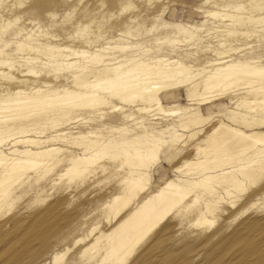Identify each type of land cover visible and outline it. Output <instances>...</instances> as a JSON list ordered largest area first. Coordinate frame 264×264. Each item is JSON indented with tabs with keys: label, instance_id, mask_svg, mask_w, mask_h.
I'll return each mask as SVG.
<instances>
[{
	"label": "rangeland",
	"instance_id": "obj_1",
	"mask_svg": "<svg viewBox=\"0 0 264 264\" xmlns=\"http://www.w3.org/2000/svg\"><path fill=\"white\" fill-rule=\"evenodd\" d=\"M34 1L25 0L21 6L14 5L12 11L0 8V27L7 24L5 32L0 31V50L3 49L12 57L25 55L20 51H14L16 50L15 45L16 42L23 39L28 40L31 36V38L36 39L33 40L34 42L61 43L73 49H84L92 54H95L92 52L95 51L98 55H96L98 58L95 59L92 58L93 56L86 57V60H82L85 58L78 55L71 57V61L77 60V64L86 66L89 80H94V75H97L94 68H101L103 64L108 66L123 64L124 66L122 65L121 68H124L137 62H144L152 66L155 64V57L162 56L170 61L174 60L172 62H180L185 65L186 71L190 74L239 61L250 65H264V22H253V24L248 19L249 15L254 18L264 16V7L258 11L257 9H253L252 12L247 10L250 8V4L261 1L264 3V0H260V2H258L259 0H208L207 3L206 0H151L153 4L147 0L146 3H142V0H128L137 8L142 7L144 11L133 22H127V24H122L121 19L133 15L135 8L123 12L120 16V1L118 0H54V2L42 0L37 3ZM101 1L104 2L103 6H101ZM144 4H146L145 8L147 5L148 8H152L145 9ZM224 4L229 6H223ZM232 4L234 6L238 4L237 6L244 8L240 10L235 7L231 8ZM209 10L219 12L218 14L229 13L234 18L240 16L243 18L241 19L243 24L233 26L227 18L223 20L220 19V16L217 18L211 16L207 13ZM245 13L246 15H244ZM76 23L85 25L90 23L87 28L88 31L85 30L89 35L92 33L91 30L93 33L101 32L100 35L103 36L99 35L98 41L95 42L97 45L95 43H93L95 46L83 44L80 37L82 34L79 36L75 33L78 25ZM225 25L238 33L233 36L234 38L229 37L227 41L225 40L224 45H219L218 38H221L219 36L224 35L225 31L228 30ZM139 27L140 29H138ZM241 32L245 33L242 35ZM5 43L7 45L3 47ZM86 55L88 56V54ZM100 58L102 62L97 63ZM220 60H226V62L213 65L214 62ZM73 68L66 69L68 73L62 69L57 71L58 74H56L57 72H50L34 79H38L40 82H49L48 86H53V89L44 92V94L62 95L64 88L73 89L74 86L76 88L75 83L79 81V79L70 76V70ZM1 69L8 70L4 67ZM12 73L18 74L16 70H12ZM202 74L205 73L202 72ZM0 84L8 83L0 78ZM42 89L46 90V87H42ZM246 90L247 87H244L243 82L239 81L228 89L230 95L223 93L220 99L204 104H197L196 102L189 104L185 97L184 87L166 90L160 94L164 106L177 104L189 107L186 112L179 113V110L175 114H168L167 110L157 107H153L148 112H143L138 110L141 107L139 102L129 104L109 97V103L99 112L73 111L54 107L45 108L24 120L23 124L12 131L13 136L11 135V137L14 135L26 136L38 140L39 143L13 145L14 140H10L2 144L0 150L8 152L15 147L20 150L55 147L57 152L54 153V159L57 162L53 163L54 160L50 159L45 164L46 166H42V169L28 170L18 184L14 185L12 194L7 198V201L0 206V220L5 216V219L10 221L6 227L8 235H4V233L0 235V264H44V262L50 264L51 254L62 251L65 247H70L71 250L64 257L62 264H93L92 260H87V256L80 257L79 247L81 244L74 246L73 240L93 225H96L98 229L109 230L119 216L124 214V211H121L116 216L117 218L112 219L108 207L114 195L123 193L122 178L136 174L138 171L137 167H131L124 163V151L133 152L134 149L141 148L143 144L151 142L162 143L158 160L151 170L152 183L146 184L145 192L143 191L140 197L131 202L135 205L142 200V195L157 188L168 179H176L182 182L196 176L195 173L199 169H196L195 166L187 167L184 164L204 159L203 153H196V150L192 148L196 144L201 148L205 147L206 132L218 121L231 123L228 120V116L231 114L237 115V118L240 114H248L249 116L257 114V112L249 111L240 104L242 98L240 99L239 96H244L243 92ZM249 98H255L253 93L249 95ZM194 113L199 116L200 123L185 127L183 125L184 119ZM256 117L260 118V115L257 114ZM262 119L264 121V115ZM237 126L246 132H264V123H256L250 126L237 124ZM196 130L200 131L192 135ZM86 147H91L89 151L85 152L87 155L94 154L99 148H104V153L83 178H77L70 182L68 176L61 177V173H65L70 165V158L74 155H82ZM235 160L236 157H233V161ZM178 167L181 169L179 170ZM42 172H44V177L40 176ZM253 188L249 186L239 196L240 200L236 207L245 201L244 212L230 217V220L228 218L222 220L224 223H228L230 227H235L248 216L264 213V193H261L254 200L248 198V194ZM223 195L225 196L224 192L217 189L215 197L216 199L220 198L218 205L226 204L227 198L222 199ZM57 202L60 203L56 207ZM201 202L202 200H199L190 209L180 207L177 212L166 217V221L163 223L167 221L172 223V228L169 230L171 234L168 233L159 247L152 251L153 255L152 252L149 254L151 256L149 257L153 258V262L158 261V257L156 258L157 251H160L159 254H168L171 250L175 254V260L168 264H217V258L225 251V245L213 250L211 248L212 241L208 240L205 243V237L208 236V232L217 227L221 219L215 218L211 225H194L192 223L194 210L199 204L203 206ZM230 207V209L236 208L235 205ZM45 210L46 212H44ZM54 212L58 214L54 215ZM34 215H37V218ZM34 217L37 222L32 220ZM52 218L53 221L55 219L57 221L53 222ZM21 221L23 222L21 223ZM158 228L151 236H147L139 243L134 254L129 257L125 264H131L139 258L140 254L144 253L146 245L155 239ZM48 232L52 236L44 240L42 235ZM41 246L43 247L40 248ZM39 248L41 249L39 255L32 258L31 252ZM188 256L189 260L187 259ZM225 257L223 255L224 259H226Z\"/></svg>",
	"mask_w": 264,
	"mask_h": 264
},
{
	"label": "bare ground",
	"instance_id": "obj_2",
	"mask_svg": "<svg viewBox=\"0 0 264 264\" xmlns=\"http://www.w3.org/2000/svg\"><path fill=\"white\" fill-rule=\"evenodd\" d=\"M39 1L42 0H35L34 2L37 3ZM47 1L54 2V0ZM118 1H120L119 12L121 15L118 12L120 16H122L123 12L135 8V13L133 15H128V18L121 19L122 24L133 22L138 16L142 15L144 11L142 7L137 8L128 0ZM142 1V3H144L146 0ZM147 1L151 2V0ZM207 1L208 0H206V3ZM24 2L25 0H0V8L12 11L14 5L21 6ZM258 2H260V0ZM261 2H256V4L252 3L250 4V8L246 9L251 12L253 9H257L258 11V9L264 7V3ZM103 3L104 2L101 3V6H103ZM151 3L153 4V1ZM145 5L146 4H144V8ZM237 5L230 7H235L239 10L244 8ZM223 6L227 7L229 5L224 4ZM147 8L148 5L145 9ZM207 13L216 18L220 16V19L223 20L227 18L232 22L233 26L240 25L241 23L243 24V22H241L243 18L240 16L234 18V16L229 13L222 12L223 14H218L219 12L217 13L210 10ZM144 15L146 14L144 13ZM237 15H239V13ZM244 15H246V13ZM248 19L250 23L264 22V16L254 18L252 15H249ZM76 24L78 25L76 26L75 33L78 35L82 34V36H79L83 44L87 46L98 41V37L102 35H100L101 32L99 33L96 30L95 31L99 34L93 33L92 30L90 32L95 35L91 33V36L88 32L86 33L85 30H87L90 23H88V25ZM225 26V28L228 29L225 31L226 33L224 35L219 34L221 38L217 36L219 45H224L229 37H233L238 33L233 28L232 30L229 29L227 25ZM6 27L7 24L1 25L0 31L5 32ZM138 29H140V27ZM84 32L86 35H84ZM244 33L245 32H241L240 34L243 35ZM33 40L36 39L30 36L28 40L23 39L22 41L16 42V50H13L20 51L26 56L22 55L18 57L16 55V57H12L3 49L0 50V78H2L3 81L6 80L8 83L0 84V146L10 140H14L13 145H32L39 143L38 140L33 138L21 135H14V137H11V135L13 130H16L19 125L25 122L24 120L29 119L32 115L43 111L45 108L62 107L73 111L85 110L86 112H99L109 103L108 98L113 97L129 104L139 102L141 107H139L138 110L143 112H148L152 110L153 107L165 109L168 114L178 113L179 110V113L186 112L189 107L177 104L164 106L160 99V94L162 92L180 87H184L185 97L189 101V104L195 102L197 104H204L212 100L220 99L223 93L230 95L228 89L236 82L242 81L244 87H247V90L243 92L245 94L244 96H239L240 99L242 98L240 104L249 111L257 112V114L260 115V118H257V114L253 116L240 114L237 118V115L231 114L228 116V120L231 123L218 121L206 132L205 147L201 148L196 144L192 148L196 150V153H203L204 159L184 164L187 167L195 166L196 169H199V171L195 173L196 176L182 182L176 179H168L157 188L142 195V200L135 205L131 202H134L136 198L140 197L143 191L145 192L144 189L146 184L152 183L151 170L158 160V153L160 152L162 143L151 142L145 145L143 144L141 148H136L133 152L125 150L124 163L131 167H137L138 171H136V174H130V176L122 178L123 193L114 195L108 205L112 219H115L121 211H124V214L119 216L109 230L98 229L96 225H93L85 232L76 236L73 240V244L74 246L76 244H81L79 247V252L81 253L80 257L87 256V260H92L93 264H125L129 257L134 254L139 243L147 236H151L155 229L159 227L155 239L146 245L144 253L140 254L139 258L131 264H168L175 260V254H173L171 250L168 254H159L160 251H157V262H153V258L151 259L149 255L166 239L169 230L172 228L171 222H163L166 221L168 215L177 212L180 207H182V209H190L195 206L199 200H202L201 203L203 206L199 204L194 210L195 214L192 223L196 226L211 225L215 221V218L221 219L217 227L208 232V236L205 237V243H207L208 240L212 241L211 248H213V250H217L225 245V251L217 258V264H264V213L261 212L262 214L260 215L248 216L242 219L235 227H230L228 223L222 221L244 212L243 208L246 202L244 201L238 204L237 207L236 204L240 200V194L249 186L254 187L248 194V198L251 200H254L261 193H264V132H246L237 126V124L250 126L256 123H264L262 119L264 115V65H250L239 61L227 63L223 66L210 67L209 70H200L201 73L196 72L195 74H190L186 71L185 65H182L180 62H172L174 60L170 61L162 56L155 57V64L152 66L144 62H137L124 68H121L123 64L114 66L103 64L101 68H94L97 75H94V80H89L87 78L88 73L86 71V66L77 64V60L71 61V57L74 55L76 57L78 55L79 57L85 58L82 60H86V57L93 56L92 58L95 59L98 56L95 51H92L95 53L92 54L84 49H73L61 43H52L50 41L34 42ZM6 45L7 43H5L3 47ZM86 54H88V56ZM17 58L21 60H17ZM99 62H102L101 58L97 60V63ZM224 62H226V60L216 61L213 65H220ZM1 67L7 68L8 70L6 69L7 71H5L1 69ZM68 68H73L70 70V76L79 79V81L75 83L76 88L75 86L73 89H69V87L64 88L62 95L44 94V92L53 89V86H48L49 82H40L38 79H34L42 74L47 75L50 72H57L62 69L66 72ZM12 70H16L19 75L12 73ZM202 72L205 74H202ZM56 74H58V72ZM42 87H46V90L42 89ZM252 93L255 97L254 99L249 98V95ZM253 105L256 107H252ZM112 106L117 107L116 105ZM198 117L197 113L186 116L183 125L187 127L188 125L199 124L200 121ZM199 131L200 130L194 131L192 135ZM90 149L91 147H86L82 155L72 156L70 158L69 167L65 170V173H61L60 176H68L70 182L77 178H83L98 159L102 157V153H104V148H99L94 154L87 155L85 152ZM56 152L57 149L55 147L42 148L39 150H32L31 148L20 150L15 147L8 152H4V150L1 149L0 206L7 201V198L12 194V188L15 187L14 185L18 184L21 177L28 170L42 169V166L47 164L50 159L54 160L53 163L57 162L56 159H54V153ZM233 157H236L235 161H233ZM235 162H237V164H234ZM49 166H47L48 169H50ZM178 169L180 170L181 167H178ZM41 175L43 176L44 172H42L40 176ZM37 179L38 177L36 180ZM217 189H221L224 192L225 196L223 195L221 198H227L225 205H218L220 198L218 197V199H216L215 197ZM61 198L64 200L63 197ZM60 201L62 203L61 199ZM58 203L60 202L56 203V207ZM228 205H235L236 208L230 209L231 207ZM50 207L49 209L51 210ZM248 207H250V205H248ZM44 212H46V210ZM56 214L54 212V215ZM35 217L32 220L37 222ZM23 221H21V223ZM9 223L10 221L7 218L5 219V216L0 220V235L3 233L4 235H8L6 227ZM161 223H163V225L160 226ZM20 227H22V225H20ZM42 236L44 240H46L52 236V234L48 232L44 233ZM42 247L43 246L40 248ZM40 248L31 252L30 256L32 258L37 257L41 251ZM70 250V247H65L62 251L53 252L50 257V264H62L64 257ZM223 255L224 257L226 256V259L223 258ZM187 259L189 260V256ZM44 264L49 263L44 262Z\"/></svg>",
	"mask_w": 264,
	"mask_h": 264
}]
</instances>
